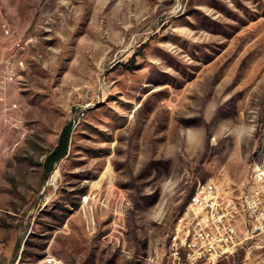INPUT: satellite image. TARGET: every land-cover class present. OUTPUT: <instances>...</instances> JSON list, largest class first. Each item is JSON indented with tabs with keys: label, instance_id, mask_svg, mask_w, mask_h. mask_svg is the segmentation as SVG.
Instances as JSON below:
<instances>
[{
	"label": "rangeland",
	"instance_id": "obj_1",
	"mask_svg": "<svg viewBox=\"0 0 264 264\" xmlns=\"http://www.w3.org/2000/svg\"><path fill=\"white\" fill-rule=\"evenodd\" d=\"M2 19L0 257L152 264L200 182L264 163V0H0Z\"/></svg>",
	"mask_w": 264,
	"mask_h": 264
},
{
	"label": "built area",
	"instance_id": "obj_2",
	"mask_svg": "<svg viewBox=\"0 0 264 264\" xmlns=\"http://www.w3.org/2000/svg\"><path fill=\"white\" fill-rule=\"evenodd\" d=\"M0 28L6 36L13 33L7 19L0 20ZM15 67L9 58L0 61V87L16 75ZM261 237H264V163L239 182L214 177L200 182L178 218L169 242L153 259H160L162 264H213L240 249L250 253L254 246L264 247ZM19 260L20 255L13 262L0 257V264H18ZM34 264L75 263L49 254ZM252 264H264V250Z\"/></svg>",
	"mask_w": 264,
	"mask_h": 264
},
{
	"label": "trees",
	"instance_id": "obj_3",
	"mask_svg": "<svg viewBox=\"0 0 264 264\" xmlns=\"http://www.w3.org/2000/svg\"><path fill=\"white\" fill-rule=\"evenodd\" d=\"M70 134L71 123H67L64 125L60 132L58 142L46 155L44 168L47 173L51 172L54 168L55 163L67 154L69 149Z\"/></svg>",
	"mask_w": 264,
	"mask_h": 264
},
{
	"label": "crops",
	"instance_id": "obj_4",
	"mask_svg": "<svg viewBox=\"0 0 264 264\" xmlns=\"http://www.w3.org/2000/svg\"><path fill=\"white\" fill-rule=\"evenodd\" d=\"M251 242H252V240L248 241L249 244ZM260 242H264V237L260 238ZM262 250H264V247H256V246H254L252 248L250 253L247 250H245V258H244L245 259V263L252 264V262H253L254 258L256 257V255L258 253H260ZM151 262H152V264H162V261L160 259H153V256L151 257Z\"/></svg>",
	"mask_w": 264,
	"mask_h": 264
}]
</instances>
